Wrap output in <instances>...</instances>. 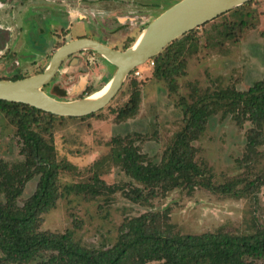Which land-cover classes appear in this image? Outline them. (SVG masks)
I'll return each mask as SVG.
<instances>
[{"label": "rangeland", "instance_id": "obj_1", "mask_svg": "<svg viewBox=\"0 0 264 264\" xmlns=\"http://www.w3.org/2000/svg\"><path fill=\"white\" fill-rule=\"evenodd\" d=\"M28 1L6 14L0 9V80L38 74L54 52L75 36L102 38L107 46L122 50L128 39H137L155 17L179 0H105L88 6L61 0V9L55 7L60 6L57 0ZM250 1L243 9L247 27L234 30L233 37L226 38L220 31L227 24L239 23L237 7L193 29L191 51L173 75V85L154 77L155 64L149 60L136 68L139 75L130 73L109 103L93 116L55 121L49 143L53 159L63 167L56 179L61 197L43 214L40 230L71 231L82 246L108 248L127 218L144 213L158 214L165 226L182 235L218 229L246 234L254 221L264 224V123L239 125L234 115L217 111L192 142L196 160L211 182H231L235 195L214 194L199 186L192 191L179 187L148 201H130L123 190L135 183L115 162L119 147L112 142L128 137L139 153L158 162L182 129L186 106L220 91H247L264 81V0ZM141 20L147 22L140 26ZM97 67L91 64L92 71ZM113 68L109 67L110 74ZM58 73L43 88L48 95L59 100L86 96H66L63 89L68 83L58 79ZM57 79L62 83L56 89ZM134 89L140 93L136 114L117 119L118 109L125 107ZM252 132H260L262 138L250 147ZM15 133L16 128L0 113V159H21ZM95 166L100 167L97 171L107 185L123 190L95 199L71 191L72 184L89 180ZM38 181L36 177L27 183L21 200L33 194Z\"/></svg>", "mask_w": 264, "mask_h": 264}, {"label": "trees", "instance_id": "obj_2", "mask_svg": "<svg viewBox=\"0 0 264 264\" xmlns=\"http://www.w3.org/2000/svg\"><path fill=\"white\" fill-rule=\"evenodd\" d=\"M250 5L251 1L237 7L234 12L239 15V23L223 26L226 29L220 34L230 38L234 30L247 27L242 19L245 15L243 9ZM196 30L175 39L150 59L153 66L155 64L153 74L156 79L173 85V75L179 72L183 57L191 51ZM135 41L128 39L122 50ZM136 70L134 68L131 74ZM21 78L24 76L16 75L10 80ZM134 90L125 107L118 109L117 119L124 120L136 114L140 93ZM92 92L87 88L84 94ZM217 111L234 115L239 125L246 121L262 125L264 81L254 83L247 91H220L212 94L210 99L186 106L184 125L158 162L139 153L131 140H127L128 137L112 139L113 144L119 147L115 162L133 179L134 186L129 184L123 190V187L107 185L97 171L100 167L95 166L87 182L72 184L70 190L83 194L86 199H95L114 194L121 188L127 199L135 203L165 195L179 187L192 191L199 186L214 194L235 195L231 182L220 185L211 182L206 169L198 164L192 146L204 131L210 116ZM0 113L16 128L21 156L18 161L0 159V264H264V224L257 221H254L251 232L246 234L218 229L211 233L182 235L165 226L158 214L144 213L127 218L116 241L108 248L82 246L71 231L40 230L43 214L61 197L56 179L63 167L53 159L49 140L55 121L65 117L4 100H0ZM93 115L66 118L83 119ZM47 135L49 138L45 137ZM261 135L260 132H252L250 147L260 143ZM36 177H39L36 190L21 200L25 186ZM252 185L250 182L249 190L253 189Z\"/></svg>", "mask_w": 264, "mask_h": 264}, {"label": "water", "instance_id": "obj_3", "mask_svg": "<svg viewBox=\"0 0 264 264\" xmlns=\"http://www.w3.org/2000/svg\"><path fill=\"white\" fill-rule=\"evenodd\" d=\"M250 0H179L162 11L142 31L134 45L117 50L96 40L78 38L62 44L47 67L38 74L17 80H0V100L23 103L62 117H81L105 107L134 68L158 55L169 43ZM91 50L115 67L107 91L97 99L90 95L59 100L44 90L69 56ZM93 93V92H92Z\"/></svg>", "mask_w": 264, "mask_h": 264}, {"label": "crops", "instance_id": "obj_4", "mask_svg": "<svg viewBox=\"0 0 264 264\" xmlns=\"http://www.w3.org/2000/svg\"><path fill=\"white\" fill-rule=\"evenodd\" d=\"M101 43L109 45L105 41H102ZM92 63H96L98 65V69L92 71ZM61 66L62 68L60 69L59 67L58 69V76L63 74L72 76V83L66 85V87L63 89L66 96H75L85 93L84 91L86 88H91L93 92L97 91L113 77L116 70L114 67L112 73L110 74L109 67L113 65L108 63L105 59L100 57V55L91 50H83L73 54L72 57L68 59L67 64L63 65L62 63ZM99 71H102L101 75H98ZM76 78H78V80ZM60 79L63 82V79ZM61 80H59V83H62ZM100 83L101 85L97 86ZM69 85L71 86L70 88ZM68 88L71 90V92L68 90ZM68 100H70V98Z\"/></svg>", "mask_w": 264, "mask_h": 264}, {"label": "flooded vegetation", "instance_id": "obj_5", "mask_svg": "<svg viewBox=\"0 0 264 264\" xmlns=\"http://www.w3.org/2000/svg\"><path fill=\"white\" fill-rule=\"evenodd\" d=\"M25 1H26V3H28L29 1L28 0H0V9L2 10V12H4L5 14H6V12L7 11H12L17 5H23L24 6V4H25ZM57 1H59V5L60 6H55V7H57V9H61V0H57ZM56 1V2H57ZM71 2H69V0H64V3L66 4L67 2H69V3H76V2H82L83 4H85L86 6H88V5H91V4H99V3H104V1L105 0H70ZM29 4H27V6H28ZM151 6H153V4H150ZM145 22H147V21H144L143 22V20H141L140 22H139V24H140V26L141 25H143ZM72 23H70V25H71ZM65 31H68V27L66 28V29H64ZM86 35H83V36H75L74 38H76V39H78V38H86L85 37ZM72 39V38H71ZM92 40H93V38H91ZM94 39H96L98 42H102V41H104V40H102V38L100 39V38H94ZM74 40V39H73ZM137 40V39H136ZM103 44V43H102ZM70 57H72V55L70 56ZM69 57V58H70ZM62 65V64H61ZM60 65V69L62 68V66ZM64 67V66H63ZM71 77L72 76H69V75H67V74H63V75H61V76H58V79L59 78H62L63 79V81L66 83H68V84H70V83H72L71 81H72V79H71ZM57 79V81H56V84H55V88L57 89L59 86H61L60 84H59V80ZM77 80H78V78H76ZM68 84H66V85H68ZM59 85V86H58ZM71 86L69 85V88H70ZM68 88V90L71 92V90ZM87 90V88L85 89V91ZM84 91V92H85ZM82 94H84V93H82ZM68 96H70V95H68ZM78 96V95H77Z\"/></svg>", "mask_w": 264, "mask_h": 264}, {"label": "bare ground", "instance_id": "obj_6", "mask_svg": "<svg viewBox=\"0 0 264 264\" xmlns=\"http://www.w3.org/2000/svg\"><path fill=\"white\" fill-rule=\"evenodd\" d=\"M139 36H140V35H139ZM138 38H139V37H138ZM138 38H137V40H138ZM137 40H136V41H137ZM136 41H135V42H136ZM133 45H134V44H133ZM108 86H109V83H106V85H104L101 89H99V90H97V91L91 93V95H90V99L94 100V99H97V98L101 97V96L107 91Z\"/></svg>", "mask_w": 264, "mask_h": 264}, {"label": "built area", "instance_id": "obj_7", "mask_svg": "<svg viewBox=\"0 0 264 264\" xmlns=\"http://www.w3.org/2000/svg\"><path fill=\"white\" fill-rule=\"evenodd\" d=\"M148 62H149V61H148ZM150 64L153 65V61L150 60ZM134 74H135V75H139L140 72H139L138 70H136V71L134 72Z\"/></svg>", "mask_w": 264, "mask_h": 264}]
</instances>
